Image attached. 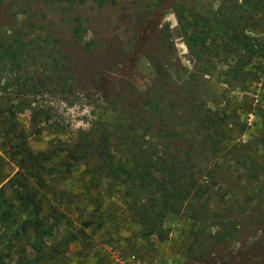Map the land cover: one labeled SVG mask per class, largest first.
<instances>
[{"label":"rangeland","instance_id":"rangeland-1","mask_svg":"<svg viewBox=\"0 0 264 264\" xmlns=\"http://www.w3.org/2000/svg\"><path fill=\"white\" fill-rule=\"evenodd\" d=\"M170 2L148 10L145 0H104L100 6L90 0H0V103L8 100L6 106L16 110V120L25 131L29 108L46 110L47 124L59 128L30 133L31 149H52L59 140H74L79 133L95 139L103 135L112 144L115 158L124 161L131 152L125 143L146 148L156 142L159 117L150 116V103L159 104L164 112L172 101L185 107L178 90L184 82L191 86L190 78L197 76L199 67L184 45L168 8ZM200 2L220 24L236 0ZM261 28L247 36L263 39L264 23ZM5 46L11 47L8 53ZM51 48L58 62L57 77L43 66L45 52ZM210 74L202 75L207 87L197 88V97L203 109L214 111L221 96L218 65ZM226 95L234 101V117L224 119L227 140L213 151L215 155L208 151L209 129L192 128L195 143L203 141L207 148L203 159L193 160L200 168L196 177L200 187L195 189L193 184L199 198L189 200L181 212L167 215L163 236L138 238L139 228L121 221L119 226L89 229L92 246L88 250H100L107 264H191L200 254L218 251L223 245L252 244L260 237L264 230V106L256 102L257 95L255 101L253 94ZM209 171L212 178L206 176ZM225 230L229 236L222 239ZM85 248L72 245L69 250L74 254ZM87 257L93 259L87 264H95L92 252Z\"/></svg>","mask_w":264,"mask_h":264},{"label":"trees","instance_id":"trees-1","mask_svg":"<svg viewBox=\"0 0 264 264\" xmlns=\"http://www.w3.org/2000/svg\"><path fill=\"white\" fill-rule=\"evenodd\" d=\"M90 1L100 6L104 0ZM145 1L148 10L171 1L168 8L184 45L199 63L197 76L190 78L191 86L184 82L178 90L191 110L184 113L186 106L181 108L172 101L164 112L159 104L148 102L152 104L150 116L159 117L157 140L146 148L125 143L131 152L129 159L122 161L115 158L112 144L103 135L95 139L90 134L79 133L74 140H59L52 149H31L27 144L30 133L37 135L43 128L59 131L58 124H47L46 110L29 108L30 123L25 131L16 120V110L6 106L8 100H3L0 103V264H87L88 260L93 261L87 257L90 252L95 264H107L100 250H88L92 245L87 232L108 224L119 226L121 221L138 227V238L163 236L167 215L181 212L189 200L199 198L193 184L195 189L200 187L196 179L200 168L193 160L203 159L207 148L201 145L203 141L195 143L192 128L197 125L209 129L208 151L215 155L213 151L227 140L223 134L224 119L234 117L231 112L234 101L225 98L226 92L253 94V101L257 95L256 102L264 106V38L252 40L247 36L248 32L262 30L264 0H236L229 16L220 24L202 0ZM78 32L75 27L73 33ZM10 48L5 46L4 52L8 53ZM52 52V48L46 50L47 62L43 66L57 77L58 62L52 58ZM217 65L221 96L211 111L202 108L197 94L199 88L207 87L202 75H211L210 70ZM161 97L162 94L158 95ZM41 114L45 115L42 119ZM182 124L185 130L181 129ZM217 135L220 136L212 140ZM206 176L212 178L213 174L209 171ZM227 236L225 230L221 238ZM72 245L87 248L73 254L69 250ZM79 257H86V261L79 262ZM194 263L264 264V230L252 244L223 245L218 251L200 254L191 264Z\"/></svg>","mask_w":264,"mask_h":264}]
</instances>
